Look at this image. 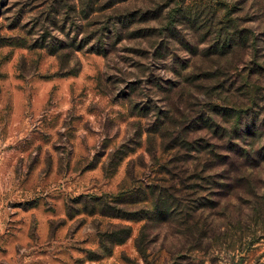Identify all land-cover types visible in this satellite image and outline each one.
<instances>
[{"label":"rangeland","instance_id":"obj_1","mask_svg":"<svg viewBox=\"0 0 264 264\" xmlns=\"http://www.w3.org/2000/svg\"><path fill=\"white\" fill-rule=\"evenodd\" d=\"M238 118L236 152L260 156L264 0H0V264H261L264 216L253 244L196 249L150 194L168 184L208 222L243 183L227 211L264 208V167L212 188L192 173L215 142L204 133L219 122L237 136Z\"/></svg>","mask_w":264,"mask_h":264},{"label":"trees","instance_id":"obj_2","mask_svg":"<svg viewBox=\"0 0 264 264\" xmlns=\"http://www.w3.org/2000/svg\"><path fill=\"white\" fill-rule=\"evenodd\" d=\"M217 109V108H216ZM216 112H219V109L216 110ZM215 112V113H216ZM224 115V114H223ZM203 115H196V118L199 120H202ZM182 117V114L180 115ZM244 121L240 118L236 119L235 126H238L239 133L237 136H229L227 137L225 133L228 134V131L226 129V126H221L219 122H214V124L210 127V132H205L204 137L201 138V141H204L206 138L215 139L214 144L211 146V148H205L208 147V145H203V148L199 150L200 156L198 158H194L197 162L193 166V174L195 175V179H199L202 181H206L210 188H212V183L220 180L224 181H231L232 179H236L238 177L236 174L239 172H243L242 179H245L244 181H247L251 183L250 177L255 174V172H259V168L264 167V152L258 156L256 153L254 154H246L247 150L245 149L242 154L240 152H236V149H238V144L234 142L233 139H240L244 136ZM160 127V126H159ZM158 127V130H159ZM170 127V126H169ZM222 127V128H221ZM171 128V127H170ZM178 128V126H177ZM212 128V129H211ZM164 129V133L167 135L166 128ZM160 129V131H161ZM175 129V128H172ZM185 127L182 129L179 128L175 130L174 132H184ZM190 133V131H187L185 135L182 137H179L178 140L180 142L177 144L178 148L182 147L183 150L188 151V144L189 142L187 139V135ZM182 138V140H181ZM161 139H164V134H161ZM224 139H227V142H224ZM184 147L186 149H184ZM203 149H207V151H203ZM194 151V149H191ZM198 150V148H196ZM260 153V152H258ZM244 156L245 159H249L251 156L252 160L254 161V164H244L240 166V168H232L229 167L230 164L236 162L235 157L242 158ZM189 158H182L181 156H178L172 160V162L176 161L181 163V165L185 166V170H181L182 173H185L188 170V164L187 160ZM250 166H253V169L250 170ZM184 167V168H185ZM243 167V169H242ZM181 169V166H180ZM240 169V170H239ZM223 172L222 174H220ZM172 179V178H171ZM212 180V182H210ZM170 182V180H167ZM179 181H183L180 180ZM168 185V184H167ZM164 187L165 189H158L156 186L151 191L152 197H157L156 201L158 199H162V210L165 212V222L171 224V234L170 235L173 239H176V237H180L183 241V243L192 244L193 247L198 249L200 248L201 244L204 243H214V241L217 243H223L226 246L233 248L236 243L239 244H253V240H249V234L250 229L248 226L251 224H258L262 222L263 216H264V208L261 204V202L256 201L255 204H251L249 207V211L247 213L242 214L240 205L238 204L237 209H235L234 213H229V209L226 208V206L229 204V200L234 198L236 200L239 199L240 195L245 191V188H243V183H241L239 186H236L235 188H232L230 192L228 193V196L226 198L225 203L217 202L214 206H212L215 209H218L221 207L223 209L221 212H217L215 214V217L213 219H210L208 222H205L204 213L202 212L201 208L204 211L205 204L199 205V207H196L194 209L189 208L186 204L182 203V199H185L180 196V199L173 198V192L171 191L172 187L168 185V188ZM245 186L248 187L246 183H244ZM168 188V189H167ZM252 194L255 199H258L259 197H256L257 194L253 193V190H251ZM166 192H172V194L166 193ZM177 192H182L181 189H178ZM175 195V194H174ZM185 194H183L184 196ZM225 195V194H223ZM185 197V196H184ZM262 200L261 198H259ZM211 206V205H210ZM207 206V207H210ZM206 207V208H207ZM117 217L123 218V219H137L134 215L128 216L126 214H117ZM138 218H148V215L146 216H138ZM143 230L144 226L141 229V233L139 236L135 239V246L139 253H143ZM130 236V231L128 230L126 233L123 234L122 237L117 238V243H123L128 237ZM165 236H169V234H165ZM247 239V240H246ZM177 241L178 238L176 239ZM196 240V241H195ZM175 241V242H177ZM248 241V242H246ZM222 244V245H223ZM217 245V244H216ZM242 246V245H241ZM191 247V248H193ZM188 247L187 249H191ZM243 260V258L241 259ZM260 264V263H257ZM261 264H264V262H261Z\"/></svg>","mask_w":264,"mask_h":264}]
</instances>
